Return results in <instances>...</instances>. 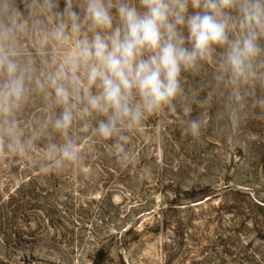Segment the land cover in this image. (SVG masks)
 <instances>
[{
  "label": "clouds",
  "instance_id": "obj_1",
  "mask_svg": "<svg viewBox=\"0 0 264 264\" xmlns=\"http://www.w3.org/2000/svg\"><path fill=\"white\" fill-rule=\"evenodd\" d=\"M213 108L264 119V0H0V161L128 163L150 118L198 140Z\"/></svg>",
  "mask_w": 264,
  "mask_h": 264
},
{
  "label": "rangeland",
  "instance_id": "obj_2",
  "mask_svg": "<svg viewBox=\"0 0 264 264\" xmlns=\"http://www.w3.org/2000/svg\"><path fill=\"white\" fill-rule=\"evenodd\" d=\"M215 111L198 140L150 118L128 163L101 145L60 173L0 161V264H264V119Z\"/></svg>",
  "mask_w": 264,
  "mask_h": 264
},
{
  "label": "trees",
  "instance_id": "obj_3",
  "mask_svg": "<svg viewBox=\"0 0 264 264\" xmlns=\"http://www.w3.org/2000/svg\"><path fill=\"white\" fill-rule=\"evenodd\" d=\"M33 176H34V175H33ZM30 179H32V176H31V175H30V177H29L27 180H30ZM20 187H21V184L18 185L17 188H16V190H14V191H17V189H19ZM13 193H14V192H13ZM10 197H13L12 193H11ZM13 198H14V197H13ZM94 264H101L100 259H99V260H95V261H94Z\"/></svg>",
  "mask_w": 264,
  "mask_h": 264
}]
</instances>
